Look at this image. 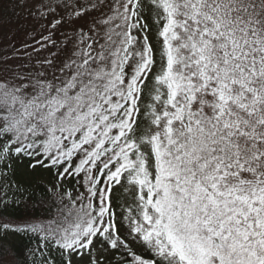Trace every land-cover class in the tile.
I'll use <instances>...</instances> for the list:
<instances>
[{"label": "snow or ice", "instance_id": "obj_1", "mask_svg": "<svg viewBox=\"0 0 264 264\" xmlns=\"http://www.w3.org/2000/svg\"><path fill=\"white\" fill-rule=\"evenodd\" d=\"M19 6L37 26L12 50L25 64L0 62V249L20 236L39 264H264V0ZM20 165L53 177L47 220L3 216L30 186Z\"/></svg>", "mask_w": 264, "mask_h": 264}, {"label": "trees", "instance_id": "obj_2", "mask_svg": "<svg viewBox=\"0 0 264 264\" xmlns=\"http://www.w3.org/2000/svg\"><path fill=\"white\" fill-rule=\"evenodd\" d=\"M12 12L13 10L7 8L5 0H0V62L7 59L9 64L21 65L27 62V58H12V50L13 48H21L25 40H20L16 43L15 41L19 40V38L15 37L14 40V37H8V35L12 33L11 31H13L11 25L8 24L9 22H14ZM13 24L16 26V23ZM13 33L16 34V31H13ZM30 39L31 38L26 40ZM8 42H11V44ZM37 175L42 180L34 183L31 181L24 183L26 186L30 185L28 191L23 194V199L19 204L10 203V206L3 210V216L5 218L12 217L20 219L25 216H33L47 220L54 213L55 197L52 193L45 191V189L54 182L53 177L43 170H37ZM0 183H2V181H0ZM12 199V192H9V201ZM16 199H20V194H16ZM35 248V241H29L27 237L9 236L2 242L0 262H2V264H11V262H13V264H33V260L35 259L36 264H39L38 254L35 258L30 255L31 250Z\"/></svg>", "mask_w": 264, "mask_h": 264}, {"label": "rangeland", "instance_id": "obj_3", "mask_svg": "<svg viewBox=\"0 0 264 264\" xmlns=\"http://www.w3.org/2000/svg\"><path fill=\"white\" fill-rule=\"evenodd\" d=\"M23 3V0H7L6 5L7 8H10L13 10L12 15L14 18V22L16 23V26L12 23L9 22L8 24L11 25V28L13 31H16V34L10 33L8 37H14L13 39L15 40L16 38H19V40H16L15 42H19L20 40H26L31 38L28 33L36 27V22L35 20L28 15V10L26 8H22L19 5ZM15 5V6H14ZM9 29L8 27H5ZM12 40V39H11ZM11 44V42H8ZM11 62V61H10ZM11 179V177H10ZM18 182L22 183H28V181H31L32 183L36 181L42 180L41 178L38 177L37 171L32 173V172H27L23 165H20L17 170V174L14 178ZM11 262V261H10ZM13 264V262H11Z\"/></svg>", "mask_w": 264, "mask_h": 264}]
</instances>
